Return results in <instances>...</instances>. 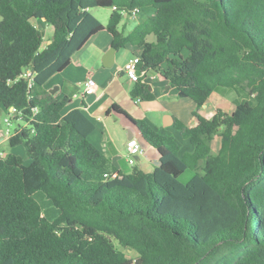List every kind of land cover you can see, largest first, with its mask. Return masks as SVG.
I'll return each mask as SVG.
<instances>
[{
    "label": "trees",
    "instance_id": "trees-1",
    "mask_svg": "<svg viewBox=\"0 0 264 264\" xmlns=\"http://www.w3.org/2000/svg\"><path fill=\"white\" fill-rule=\"evenodd\" d=\"M95 7L113 8L106 25ZM145 7L155 12L119 29ZM40 18L53 28L45 48ZM104 29L113 47L138 48L142 76L160 73L195 104V126L176 122L192 145L181 155L173 135L134 120L163 163L151 172L118 170L92 143L85 111L46 88ZM140 80L132 96L153 98ZM218 87L254 100L204 117ZM11 107L23 123L8 144L25 155L0 157V264H264V0H0V115ZM166 164L193 176L183 182Z\"/></svg>",
    "mask_w": 264,
    "mask_h": 264
},
{
    "label": "crops",
    "instance_id": "crops-1",
    "mask_svg": "<svg viewBox=\"0 0 264 264\" xmlns=\"http://www.w3.org/2000/svg\"><path fill=\"white\" fill-rule=\"evenodd\" d=\"M154 12L153 7H145L135 15H125L119 29L128 33L145 16L152 15ZM35 20L33 22L42 32L43 28L47 30L46 45H48L53 38L52 26L45 19H37L39 23ZM100 21L104 25L108 23V21L106 23ZM112 41L113 36L107 29L94 34L73 55L71 64L51 77L46 84V88L51 92L55 91L53 94L57 96L66 94L71 98L67 111L74 108H82L85 111L95 124V130L90 135L92 143L101 149L118 170L124 173L131 171L128 170L129 166L133 167L128 162L127 152V141L131 137L138 138L143 146V152L136 157L135 164L142 162V157H145L153 164L154 169L158 166L157 162L160 160L157 149L143 139L134 120H145L158 131L173 135L181 145L179 155L185 151H191L192 145L188 139H184L180 135L179 130L176 128V122L180 120L188 126H195L198 123V118L193 114L195 110L194 102L187 97H180L176 88L172 87L160 73L153 71L143 75L140 81L154 97L151 99L134 98L132 90L136 82L128 78L125 68L130 61L138 57V48L127 44L125 47L117 49L114 64L107 67L103 63V57L113 46ZM139 63L138 68H140ZM88 77L94 78L97 82L95 92L84 97H75L74 95L80 91L78 82L84 81ZM215 91L199 110V113L204 117H211L218 108L227 112H232L235 109V107L234 109L231 108V102L233 101L227 99L224 101L219 99V101L210 103ZM114 107L119 108L120 111L115 110ZM6 116L5 113L0 121L1 150H4L2 149L4 143H8V140L5 139V131L8 128L5 122ZM13 117L15 116H12L10 126L14 123L18 125L23 123L20 118L15 119ZM216 140L214 149L217 151L220 147V139L218 146H216ZM20 146L22 145L12 147L13 150L10 152L24 156V148ZM30 162L31 160L26 161L27 164ZM164 167L176 176L183 173L175 170L170 164H166Z\"/></svg>",
    "mask_w": 264,
    "mask_h": 264
},
{
    "label": "rangeland",
    "instance_id": "rangeland-1",
    "mask_svg": "<svg viewBox=\"0 0 264 264\" xmlns=\"http://www.w3.org/2000/svg\"><path fill=\"white\" fill-rule=\"evenodd\" d=\"M91 12L99 19L104 21L105 23L108 21L110 14L112 12V8L110 7H95V8H91ZM37 23H39V21L36 19L35 20ZM43 33H44V42L42 44V47H46V40H47V30H44L43 28ZM212 102L215 101H219V99H221L222 101H224L225 99H227L228 101H233L231 102V108L234 109V107H236V101L239 99H246L249 101H253L254 100V95L248 93L246 90L244 89H233V88H228V87H218L217 90L215 91L213 97H212ZM214 100V101H213ZM5 110L2 112V114L0 115V121L2 120L3 115L5 114ZM21 123V122H20ZM18 126L17 123H14L10 126L11 131H14V129ZM219 145V138L216 140V146ZM22 148V146H20ZM6 152L8 151H12V147L9 146L8 143H4L3 148ZM3 150V151H4ZM140 167L143 166V168L145 170H147L148 172L153 171V164L146 160L145 157H142V162H140L138 164ZM128 170H132V166L128 167ZM193 176V171L191 170H187V171H183V173L179 176H177L181 181L183 182H187L191 177ZM35 199L40 203V205L42 206V209L44 211V214L49 217V218H54L55 216H57L59 214V210L54 206V204L52 203V201L50 199H48L46 197V195L42 192V191H37L34 194ZM132 256L134 255V253L132 251L129 252Z\"/></svg>",
    "mask_w": 264,
    "mask_h": 264
},
{
    "label": "built area",
    "instance_id": "built-area-1",
    "mask_svg": "<svg viewBox=\"0 0 264 264\" xmlns=\"http://www.w3.org/2000/svg\"><path fill=\"white\" fill-rule=\"evenodd\" d=\"M140 9H136L133 12V15H135L137 12H139ZM140 61L139 57H135L132 61L128 63V65L125 68L126 75L128 78L133 81L137 82L141 79L142 73L139 71L138 63ZM25 77L30 78V85L31 81L34 77L33 72L28 69L23 74ZM78 86L80 87V91L76 93L74 96H87L90 94H93L95 92V89L97 87V82L94 78L88 77L84 81L78 82ZM7 116L5 118V122L8 125V128L5 131V139H9L10 135L12 134V131L10 129V124L12 120V116H16L18 114V110L15 107H11L8 110H5ZM127 152H128V162L131 165H134L136 163V157L143 152V146L138 138L131 137L127 141ZM5 155V151L0 149V157Z\"/></svg>",
    "mask_w": 264,
    "mask_h": 264
},
{
    "label": "water",
    "instance_id": "water-1",
    "mask_svg": "<svg viewBox=\"0 0 264 264\" xmlns=\"http://www.w3.org/2000/svg\"><path fill=\"white\" fill-rule=\"evenodd\" d=\"M117 48L115 47H111L105 54L103 57V63L105 66L107 67H111L114 64L115 61V53H116ZM55 91H52V93H54ZM158 166H163V163L161 160H159L157 162Z\"/></svg>",
    "mask_w": 264,
    "mask_h": 264
}]
</instances>
